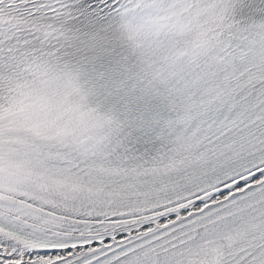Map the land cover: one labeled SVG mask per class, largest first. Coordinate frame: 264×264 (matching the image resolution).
<instances>
[{
	"label": "snow or ice",
	"instance_id": "1",
	"mask_svg": "<svg viewBox=\"0 0 264 264\" xmlns=\"http://www.w3.org/2000/svg\"><path fill=\"white\" fill-rule=\"evenodd\" d=\"M0 264H264V0H0Z\"/></svg>",
	"mask_w": 264,
	"mask_h": 264
}]
</instances>
